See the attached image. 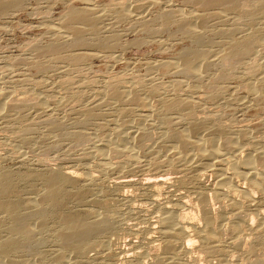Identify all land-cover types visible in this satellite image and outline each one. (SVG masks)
Instances as JSON below:
<instances>
[{
    "label": "rangeland",
    "instance_id": "rangeland-1",
    "mask_svg": "<svg viewBox=\"0 0 264 264\" xmlns=\"http://www.w3.org/2000/svg\"><path fill=\"white\" fill-rule=\"evenodd\" d=\"M19 2L0 12V183L6 174L13 188L0 196V244L20 237L25 248L0 264H160L170 257L164 212L203 230L205 206L218 219V244L209 252L186 226L189 252L179 264H264V0ZM88 7L94 26L66 20ZM72 27L85 30L81 46ZM185 53L192 72L181 70ZM178 133L212 142L217 158L202 159L192 145L181 152ZM234 156L248 166L234 169ZM50 174L61 179L56 207L39 196ZM12 204L30 243L12 232L13 213L3 208ZM37 206L44 229L31 215ZM90 214L109 218V229L80 255L62 247V217L90 222Z\"/></svg>",
    "mask_w": 264,
    "mask_h": 264
},
{
    "label": "bare ground",
    "instance_id": "bare-ground-1",
    "mask_svg": "<svg viewBox=\"0 0 264 264\" xmlns=\"http://www.w3.org/2000/svg\"><path fill=\"white\" fill-rule=\"evenodd\" d=\"M21 1V0H20ZM199 1V0H198ZM202 2H201V4L203 5V6H209V5H215V4H224V5H230V6H234V5H236L237 6V3H238V1L239 0H201ZM20 3L21 2H19V0H0V12H4L6 9H8V8H12V6H17L18 4L20 5ZM239 4V3H238ZM264 4V3H263ZM263 6V5H262ZM7 11V10H6ZM257 14V13H256ZM92 15H93V11H92V9L91 8H84L82 11H75V10H70L69 11V13L66 15V20H68V21H74V22H79L78 24H80L81 26H82V28H87V27H91L93 24H95V22H96V18L95 19H93V17H92ZM94 16V15H93ZM255 16V15H254ZM73 23V22H72ZM71 24V23H70ZM69 25V24H68ZM94 26V25H93ZM81 27H72V28H69L71 31V36H72V38H73V40H74V43L75 44H77L78 46L80 45H82L83 44V39H82V31L84 30H81L80 29ZM95 28V27H94ZM91 29V28H90ZM85 31V30H84ZM233 42V41H232ZM235 42V41H234ZM243 42V41H242ZM86 43V42H85ZM84 43V44H85ZM237 43V42H236ZM240 43V42H239ZM250 43V42H249ZM234 44V43H233ZM102 46V45H101ZM53 48V47H52ZM52 48H50V50L52 49ZM54 48H56V47H54ZM242 50H243V53H247L248 51H249V45H248V43H246V42H244V43H242ZM233 49H235V48H233ZM251 49V48H250ZM44 52V51H43ZM42 52V53H43ZM200 52V51H199ZM233 52H234V50H233ZM235 53V52H234ZM240 53V52H239ZM54 54V53H53ZM190 54V53H189ZM192 54H194L193 52H192ZM196 54H197V52H196ZM241 54H242V52H241ZM201 55V54H200ZM236 55V54H235ZM238 55H240V54H238ZM194 56V55H193ZM196 56V55H195ZM237 56V55H236ZM241 56V55H240ZM187 57H188V54L187 53H185V54H183L182 55V58H181V70H182V72H192V68L193 67H191V65L190 64H188L187 62H186V59H187ZM197 57H199V53L197 54ZM68 58V57H67ZM190 58H191V56H190ZM202 58V57H201ZM73 59V58H72ZM195 59H197L196 57H195ZM74 60H76V59H73L72 61H74ZM199 60V59H198ZM195 62H196V60H194ZM192 63V60L190 61V59H189V63ZM171 103H168V106L170 105ZM173 105H175V103H173ZM172 105V106H173ZM171 105H170V107H172ZM167 109H169V108H167ZM196 125V124H195ZM197 127V126H196ZM196 127L194 126L193 128H191L190 130H189V133H193V134H195L196 132H197V129H196ZM216 129V128H215ZM178 138L177 139H180L181 140V142H182V144L180 145L181 147H180V151H181V148H182V150H185L186 148V146L188 145H192V147L194 148V151H195V154L196 155H198V156H200L202 159H204V160H207V159H210V158H212V157H214L215 158V156H216V158H217V155L219 154V151H218V149L217 148H213L212 147V145H211V143L212 142H205L204 143V145L203 146H201L200 144H196V143H194V142H188V141H186L185 140V138H184V136L183 135H180V133H178L177 135H176ZM77 137V136H76ZM139 137V136H138ZM141 137V136H140ZM188 137V136H187ZM78 138V137H77ZM191 138V137H190ZM78 140V139H77ZM136 140V139H135ZM139 140V139H138ZM137 141V140H136ZM230 141L229 140H225L224 142H223V145L222 146H225L227 149H231V147H230ZM214 145V144H213ZM224 148V147H223ZM225 148V149H226ZM233 150V149H232ZM181 152H183V151H181ZM194 156V155H193ZM235 156H238L237 154L235 155ZM234 156V157H235ZM256 156V155H255ZM252 158V157H251ZM219 159V158H218ZM232 159V158H231ZM247 159V158H246ZM258 160H260L262 163L264 162V160H262L261 158H257ZM203 160V161H204ZM224 161V159H221L220 161H218L219 163H223V162H221V161ZM248 161V160H247ZM247 161H245V160H240L238 157L236 158H234V159H232L231 160V166L234 168V169H237V171H239L238 169H240V168H244V167H247L248 165H247ZM225 162V161H224ZM206 163V162H205ZM219 163H216L215 162V164L214 165H216L217 167L218 166H220V164ZM205 166V165H204ZM199 167V166H198ZM232 168V169H233ZM216 169V168H215ZM245 169V168H244ZM195 170V169H194ZM221 170V169H220ZM241 170H243V169H241ZM249 170H251V169H246L245 171L247 172H249ZM51 173V172H50ZM54 173V171L52 172V174ZM254 173V172H253ZM48 174V173H47ZM52 174H50L49 175V178H47V176H45L46 177V179H47V181H46V189H45V193L43 194V192H42V194L43 195H41V194H39V196H42V199H47V200H49V202H51L52 204L51 205H53V206H55L56 207V205H57V201H58V197H59V195L61 194V190H60V188H59V182H60V177H59V175L58 176H56V175H52ZM55 174H56V172H55ZM67 174H69V173H67ZM244 174H245V176H248L250 179H249V184L251 185V186H259V182H255V178H254V180L252 179V175H254V174H252V173H250L249 172V174L248 173H245L244 172ZM9 175V174H8ZM243 175V174H242ZM69 176V175H68ZM231 176V175H230ZM238 176V175H237ZM3 177V176H2ZM9 177V176H8ZM7 176H6V174H5V176L3 177V180L1 181V183H0V196H6L7 194L9 195V193L13 190V188H11L10 187V181L9 180H7L6 178H8ZM65 177V176H64ZM68 178V177H67ZM9 179V178H8ZM220 180H221V178H220ZM224 180V179H223ZM228 180V179H227ZM260 180H261V178H260ZM163 180H159L157 183L158 184H163ZM221 182H223L222 180H221ZM127 183H129V182H126V184ZM151 183V182H150ZM224 183V182H223ZM130 184V183H129ZM262 184V183H261ZM12 186V185H11ZM62 186V185H61ZM222 188V187H221ZM12 189V190H11ZM43 189V190H44ZM61 189H62V187H61ZM241 189H239V191H240ZM62 192H63V190H62ZM244 192H245V190H244ZM243 191L242 192H240V193H242V194H244V195H246V194H248V193H244ZM247 192V191H246ZM263 192V191H262ZM239 193V192H238ZM222 194V193H221ZM228 194V193H227ZM10 195H11V193H10ZM218 195H219V193H218ZM249 195V194H248ZM76 196H77V194H76ZM216 196V195H215ZM7 197L8 196H6V200H7ZM63 198H64V195L62 196ZM39 198H41V197H39ZM4 199V198H3ZM62 199V198H61ZM60 199V200H61ZM59 200V201H60ZM208 200V199H207ZM247 200L248 201H251L252 200V197L249 195V196H247ZM246 200V201H247ZM2 201V200H1ZM19 201V200H18ZM27 201V200H26ZM30 201V200H29ZM37 201H38V199H37ZM63 200H61V202H62ZM202 201L203 202H205L206 201V199L203 197L202 198ZM230 202V205L232 206V207H234V208H239L240 207V203H238V202H236L235 200H233V198L232 199H230L229 200ZM6 202V201H5ZM22 202V201H21ZM28 202V201H27ZM23 203L22 205H27V204H29V202L28 203ZM48 202V201H47ZM37 204H38V202H36ZM41 203H42V200H41ZM40 203V204H41ZM44 203V202H43ZM64 203V202H63ZM3 204V203H2ZM14 204V203H13ZM9 205V206H4L3 208H4V210H7L8 212H11V214L12 215H10L11 216V218H12V222H13V226L11 227V229H12V232H14V233H16L17 234V237L18 236H21V237H24L23 239L24 240H26V241H28L29 243L31 242V237H30V230L29 229H27L25 226H26V223H25V226H24V222H22V217L21 216H19L18 214H16V206L15 205ZM31 204V203H30ZM49 204V203H48ZM206 204V203H205ZM8 205V204H7ZM17 205V204H16ZM58 205H59V203H58ZM61 205V204H60ZM28 206V205H27ZM35 206H36V204H35ZM106 206V205H105ZM203 206H205V205H203ZM208 206V205H207ZM32 207V206H31ZM43 208L45 207V206H42ZM183 207V206H182ZM227 207V206H226ZM0 208H2V206H0ZM29 208H30V206H29ZM51 208V207H50ZM17 209H19V208H17ZM27 209H28V207H27ZM53 209V208H52ZM19 210H21V209H19ZM0 211H1V209H0ZM3 211V210H2ZM203 211H204V214H203V218H204V221H205V224H204V227H203V230H202V228L201 227H198L197 225H195V224H187L186 226L188 227V229H190L191 230V232L192 233H194L195 235H196V237L199 239V241H200V244H201V247L202 248H206L209 252H211L212 250H213V244H218L217 243V240H219V238L218 239H216V237H215V235L213 236V232H212V228H214L213 227V223H216V221L218 220H216L215 222H213L212 223V217H211V215H210V210L205 206L204 208H203ZM30 212V211H29ZM32 213H31V215L33 214V215H35L38 219H39V221H38V224H37V229L39 228V229H44L43 227H44V223H43V221H42V218H44V210L42 209V208H40V206L38 207H36L33 211H31ZM47 212V211H46ZM7 213V212H6ZM9 214V213H8ZM27 214V213H26ZM87 214V213H86ZM94 214V213H93ZM164 214H167L168 216H165L163 219H162V221H161V228H159L160 229V233L167 239H165L166 241H165V243L164 244H166V247L169 249V251H170V257H169V259H168V261H165V262H160V264H179V261H177V259L175 258L177 255L179 256V253H188L189 251H188V247H187V244L186 243H184V241H186V239H188V237H190V236H188V231H187V227L185 226V222L183 223L181 220H180V218H175V217H173L172 215H170L169 213H165L164 212ZM20 215H22V214H20ZM28 215V214H27ZM31 215H28V216H31ZM92 214H90V216H89V218H91L92 220L89 222H87L86 220H83V219H79V218H71V217H62V221H63V228L61 229V230H59L60 232H58L57 234H58V240H59V242H60V244L62 245V247L63 246H65V247H70L71 248V251L74 253V254H78V255H80V253L81 252H79V250L84 246V245H86V243H88L89 244V242L88 241H91L90 239H92V238H94L96 235H98V234H101V233H103V232H106L108 229H109V221H108V219H106V218H103V219H95V214L94 215H92V216H94V217H92L91 216ZM173 215H175V214H173ZM177 215V214H176ZM187 216V215H186ZM213 216V215H212ZM215 216V215H214ZM213 216V217H214ZM48 217V216H47ZM99 217V216H98ZM27 218V217H26ZM29 218V217H28ZM201 218V217H200ZM258 218V217H257ZM202 219V218H201ZM261 219V218H260ZM258 220V221H260V225H261V223H262V221L264 220ZM37 220V219H36ZM88 220V219H87ZM110 220V219H109ZM159 220H161V219H159ZM215 220V219H214ZM184 221V220H183ZM203 222V221H202ZM35 223V222H34ZM228 224V223H227ZM244 224V223H243ZM234 225V224H233ZM246 225V224H245ZM230 227H232V226H230ZM235 227V226H234ZM229 228V230L228 231H230L232 234H236L237 233V231L236 230H238V229H236V228ZM237 227V226H236ZM246 227V226H245ZM112 228V227H111ZM201 228V229H200ZM236 229V230H235ZM239 229H241L240 227H239ZM245 229V228H244ZM247 229V228H246ZM249 229V228H248ZM257 229V228H256ZM264 229V228H263ZM243 230V229H242ZM253 231V230H252ZM12 232L10 231V233L12 234ZM190 232V231H189ZM260 232V231H259ZM227 233V232H226ZM15 234V235H16ZM32 235H34V233H31ZM104 234V233H103ZM10 235V234H9ZM13 235V234H12ZM12 235H10V236H12ZM237 235V234H236ZM17 239H19L20 240V237L19 238H6L4 241L2 240V243L0 244V255L1 256H4L5 258L7 257V255L9 254V253H12V252H14V251H16L17 249H19L20 248V246L21 245H19L18 243H20L19 241L17 242ZM190 239V238H189ZM21 241H22V239H21ZM189 241V240H188ZM160 242V241H159ZM193 242V241H192ZM22 243V242H21ZM29 243H28V245H29ZM91 243V242H90ZM88 244H87V246L85 247V249L88 247ZM26 245V248H28V245L26 244V242H25V244L23 243V246H25ZM32 245V244H31ZM190 245V244H189ZM161 246V245H160ZM199 246V245H198ZM197 246V247H198ZM219 246V245H218ZM22 247V246H21ZM64 247V248H65ZM246 247V246H245ZM23 249L25 248V247H22ZM70 248H69V250H70ZM89 248V247H88ZM217 248V247H216ZM219 248V247H218ZM217 248V249H218ZM216 249V250H217ZM27 250V249H26ZM215 250V249H214ZM220 250V249H219ZM82 252L84 251V250H81ZM202 251V250H201ZM24 252V251H23ZM217 252V251H216ZM232 252V251H231ZM25 253V252H24ZM85 253V252H84ZM212 253V252H211ZM215 253V252H214ZM219 253V252H218ZM20 255V254H19ZM254 255V254H253ZM172 256V257H171ZM59 258V257H58ZM56 260H57V257H56ZM59 261V260H58ZM222 261H224V260H222ZM13 262V261H12ZM232 262V261H231ZM9 264H13V263H11V262H8ZM15 263V262H14ZM256 263V262H255ZM259 263V262H258ZM135 264H140V262L139 261H136V263ZM158 264H159V262H158Z\"/></svg>",
    "mask_w": 264,
    "mask_h": 264
}]
</instances>
